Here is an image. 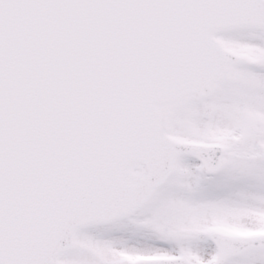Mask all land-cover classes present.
<instances>
[{
    "label": "snow or ice",
    "instance_id": "obj_1",
    "mask_svg": "<svg viewBox=\"0 0 264 264\" xmlns=\"http://www.w3.org/2000/svg\"><path fill=\"white\" fill-rule=\"evenodd\" d=\"M0 264H264V0H0Z\"/></svg>",
    "mask_w": 264,
    "mask_h": 264
}]
</instances>
